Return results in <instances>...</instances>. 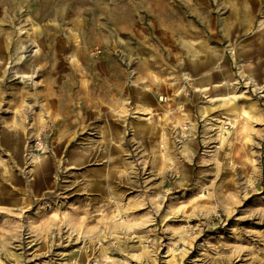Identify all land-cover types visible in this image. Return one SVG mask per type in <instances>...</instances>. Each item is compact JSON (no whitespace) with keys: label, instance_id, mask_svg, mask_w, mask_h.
<instances>
[{"label":"rangeland","instance_id":"374dc122","mask_svg":"<svg viewBox=\"0 0 264 264\" xmlns=\"http://www.w3.org/2000/svg\"><path fill=\"white\" fill-rule=\"evenodd\" d=\"M0 264H264V0H0Z\"/></svg>","mask_w":264,"mask_h":264},{"label":"crops","instance_id":"0c3cea01","mask_svg":"<svg viewBox=\"0 0 264 264\" xmlns=\"http://www.w3.org/2000/svg\"><path fill=\"white\" fill-rule=\"evenodd\" d=\"M109 13H110V17H111V23L113 24L114 23V10H113V8L111 7V12L109 11ZM85 24V23H84ZM83 25V22H81L80 23V25H78L77 27H76V30H78V28H79V33L81 34L82 33V35H83V32H84V34H85V32H86V29L82 26ZM98 29V28H97ZM98 40H99V38H98ZM145 63H147V60H146V62ZM82 64H83V62H82ZM74 65V64H73ZM81 65V64H80ZM79 65V66H80ZM146 104V103H145Z\"/></svg>","mask_w":264,"mask_h":264}]
</instances>
